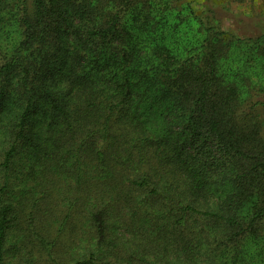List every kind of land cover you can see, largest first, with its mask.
<instances>
[{"label": "trees", "instance_id": "trees-1", "mask_svg": "<svg viewBox=\"0 0 264 264\" xmlns=\"http://www.w3.org/2000/svg\"><path fill=\"white\" fill-rule=\"evenodd\" d=\"M179 1L0 0V20L20 29L0 58V264L23 202L9 173L20 145L38 154L42 180L31 190H59L50 167L68 178L60 225L95 250L74 264H217L220 246L238 242L264 256V136L244 116L234 77L220 71L226 52L214 41L225 33L195 0L185 15L201 43L164 62L158 24ZM46 48L62 49L57 86L41 81ZM262 96L250 106L264 105ZM25 218L20 240L63 263L38 210Z\"/></svg>", "mask_w": 264, "mask_h": 264}, {"label": "rangeland", "instance_id": "rangeland-1", "mask_svg": "<svg viewBox=\"0 0 264 264\" xmlns=\"http://www.w3.org/2000/svg\"><path fill=\"white\" fill-rule=\"evenodd\" d=\"M188 1L180 0V10L169 11L158 24L157 37H160L163 33L161 44L164 45L168 53L162 56L164 62H174L187 57L189 55L188 50L196 48L203 38V31L198 27L197 21L185 15L188 10L185 4ZM193 6L205 18L208 16L207 23L211 22L216 28L225 33L224 36L222 35L214 41L217 45H224L226 52L225 59L221 60L220 71H225L224 73H229L234 77L241 90V97L244 99L240 105L244 116L247 120L251 118L253 121H258L260 133L264 136V105L250 106L251 101L258 99V97L262 98V95H264V89L258 88L261 81L264 85V0H195ZM176 13H179L181 17H185L180 23L177 22L178 16ZM9 24H11L9 21L0 20V58L7 49V41L12 40V38L17 39L20 35V29L18 30V27ZM64 36L60 40V45L69 46L70 43L64 40ZM142 36L138 37L139 40L143 39ZM258 37H261V39L255 43L254 41ZM46 49L49 51L47 69L50 70L43 74L41 81L51 86L52 78L55 79L52 84L57 86L58 81H61V78H59L61 73H59L60 65L56 60L62 54V49L53 51L52 54L49 48ZM130 79L133 80V74H131ZM14 80L15 78L11 80L12 84ZM9 87L11 88V85ZM247 96L248 98L245 100ZM9 107L7 104L4 110ZM161 110L164 113L165 108L161 107ZM37 115H32L33 119ZM3 123H0V130L4 129ZM36 140L41 139L37 137ZM2 146L0 145V148ZM16 153L18 154L14 157L15 164H12L9 169L11 181L13 182L11 195L23 202L22 204L17 203V219L19 220L17 226L12 228V233L9 235L10 239L6 248L8 253L6 264H55L51 256L35 243L30 240H20V235L26 225V215L37 210L40 217L38 225H40L42 231L48 234L50 239L54 238L56 240L55 252L64 257L61 264H74L73 257L82 259L87 257L91 251L95 253V250L90 249L82 237L72 240V228L68 226V222L65 221V224L60 225V220L66 214L67 209L66 192H64L67 185L65 181L68 179L67 176L51 173L50 167L45 174L49 177V181L53 179L54 182L52 183L56 184L59 190L51 192L50 196L42 197L36 192L39 191L40 186L33 188V190L30 189L31 186L34 187L37 181L42 180V174H40V168L38 162H36V155L38 156V154L30 153L28 147L21 148V145ZM49 163L51 164V161ZM49 185L51 186V183ZM34 196L41 199L38 207H32L31 201L28 200V198L31 199ZM51 198H55L57 201ZM13 203L16 204L15 201ZM53 210L57 214H52ZM115 232L118 234L120 229L116 227ZM238 243L221 245L218 249L220 260L217 261V264H264L262 251L258 253L257 250L252 249L250 252H245L244 248ZM214 246H216L215 243L210 244L205 250L203 248L202 253H209L210 248L213 249ZM100 253L97 252L96 254L99 255ZM242 255H244V258H241Z\"/></svg>", "mask_w": 264, "mask_h": 264}]
</instances>
